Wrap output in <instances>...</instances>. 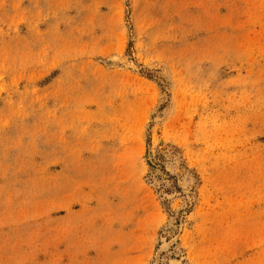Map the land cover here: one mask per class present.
<instances>
[{
    "label": "rangeland",
    "instance_id": "1",
    "mask_svg": "<svg viewBox=\"0 0 264 264\" xmlns=\"http://www.w3.org/2000/svg\"><path fill=\"white\" fill-rule=\"evenodd\" d=\"M0 264H264V0H0Z\"/></svg>",
    "mask_w": 264,
    "mask_h": 264
}]
</instances>
